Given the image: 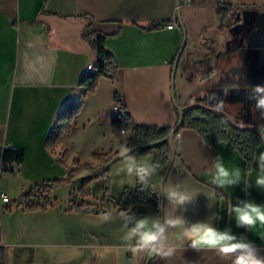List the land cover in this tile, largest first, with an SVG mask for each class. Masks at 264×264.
<instances>
[{
  "label": "crops",
  "instance_id": "obj_1",
  "mask_svg": "<svg viewBox=\"0 0 264 264\" xmlns=\"http://www.w3.org/2000/svg\"><path fill=\"white\" fill-rule=\"evenodd\" d=\"M177 1L0 0V149L15 146L25 150L23 162L11 164L20 170L23 188L31 181L37 184L50 178V174L63 175L70 169L77 177L84 176L85 162L99 164L94 152L114 149L121 154V146L126 145L130 133L121 131L125 138L120 139L112 124L115 90L138 124H176L179 114L171 95V78L173 61L184 36L179 10L188 42L177 70L178 102L185 106L206 94L216 95L219 101L220 85L221 97L230 93L232 98L222 100L232 119L264 130V116L251 98V89L264 85V0H222L241 11L237 22L223 29H219L218 0H189L186 4L180 0V7ZM201 18L216 20V29H204L206 40L198 28ZM167 20H175L176 25L168 28L167 23L163 24ZM159 23L160 27L151 28ZM95 32L109 35L106 44L117 58L118 80L102 76L96 91L83 96L80 81L87 64L96 63L87 35ZM77 103L82 108L72 130L64 133L51 149L47 138L58 117L69 105ZM80 123L81 133L76 128ZM90 127L98 133L91 132ZM262 152L264 141L256 147L255 157ZM217 156L230 169L241 170L242 178L251 182L247 191L243 179L238 185L223 188L211 183L210 170ZM76 159L80 162L76 163ZM149 164L155 167L149 179L153 192L162 199V209L157 212L151 204L141 205L143 212L135 214L137 217L163 218L168 209L189 222L209 220L217 228L231 229L239 238L253 242L264 255V227H239L227 211L241 200L264 205V189L255 185V159L247 171L241 153L226 141L213 147L197 130L183 128L167 173L153 156L149 157ZM175 183L193 196L200 194L177 210L163 196V189ZM133 186L127 185L126 201L111 207L107 221L90 211H68L84 221L64 232L49 229L47 215L56 213L54 207L27 211L24 215L33 220L16 224L13 230L9 227L5 231L0 218L5 264H231L214 250H194L177 240H172L177 250L169 258L148 253L134 256L128 244L135 241L122 239L126 230L120 217L122 211L134 214L130 212ZM204 193L214 194V198L209 201ZM104 246L113 250L100 258L97 253Z\"/></svg>",
  "mask_w": 264,
  "mask_h": 264
},
{
  "label": "trees",
  "instance_id": "obj_2",
  "mask_svg": "<svg viewBox=\"0 0 264 264\" xmlns=\"http://www.w3.org/2000/svg\"><path fill=\"white\" fill-rule=\"evenodd\" d=\"M218 1L216 7L217 14L221 17V26L225 27L230 23L231 17L237 14L239 7L230 3H225L222 0ZM169 21L170 20L164 21L163 24L168 23ZM161 25L162 23L154 24L151 28H157ZM87 37L95 51L96 63L94 69L87 71L80 81V85L83 87V96L87 93L96 91L99 80L102 76L110 77L113 81H117L119 74L115 53L106 44L109 35L103 32H95L89 36L87 35ZM117 92L118 91L115 90V93ZM81 108V103L71 104L58 117L54 128L47 138V145L51 149H54L57 141L64 133L72 130L73 121ZM217 109L218 108L216 107L205 104L203 101L197 100L185 105L184 120L182 125L174 133L173 145L169 141H165L152 148H139L136 151L137 155L153 153L155 163L162 168H167L172 152L177 150V138L179 132L183 128H193L201 134L205 142L213 147H217L221 141H226L230 148L237 149L244 158L245 169L247 171L250 170L255 159V149L264 141V137L261 135L262 129L259 126L238 124L227 112ZM118 110H120V112L112 119V124L117 131H127L130 133L125 145L128 149L163 139L174 127V125L161 126L138 124L133 120L131 114L122 102ZM118 155L119 153L114 149L104 153L94 152V158L98 159L100 162L96 166H93L89 162L83 164L85 169L88 170V174L80 179L82 189H88L90 181L94 177L107 174V181H109L110 168L108 167L100 172L99 170ZM24 159L25 150L23 148H4V169L5 165L22 163ZM75 161L76 163L80 162L78 159ZM63 180L64 179H56L53 182H45L43 184L37 183L28 191L21 194L16 201L28 211L47 210L53 204L50 199V186L61 183ZM152 185L153 183L151 179H149V186L145 190H141L142 185L140 182L137 184L133 191L134 201L132 202V208L130 209L131 213L139 214L143 212L140 207L145 204L153 205L157 212L161 211L162 199L159 195L153 192ZM85 193H87V191ZM119 204H122V202ZM81 205L84 209L91 212H100V209H95L88 205L86 206L85 203ZM0 264H5V249L2 245H0Z\"/></svg>",
  "mask_w": 264,
  "mask_h": 264
},
{
  "label": "clouds",
  "instance_id": "obj_3",
  "mask_svg": "<svg viewBox=\"0 0 264 264\" xmlns=\"http://www.w3.org/2000/svg\"><path fill=\"white\" fill-rule=\"evenodd\" d=\"M252 99L256 100V108L264 116V85H255L251 89ZM219 110V108L217 109ZM264 137V130L261 132ZM129 151L126 146H121V153ZM258 164V174L255 185L264 189V152L255 157ZM120 172L128 176L135 175L142 185L141 190L149 186V178L155 172V167L148 163H141L135 157L125 156L123 167ZM211 183L217 187H229L240 184L243 179L245 191L251 187V182L247 178H242L239 168L230 169L226 166L221 156L213 160L212 170H210ZM195 196L179 183L169 184L163 189V196L177 210L185 207L188 203L195 200ZM211 201L214 194L204 193ZM210 207V204H209ZM228 214L234 216L237 226L246 227L249 230L254 229L257 224L264 227V205L251 200H241L238 204L230 205ZM120 217L123 220L122 228L125 233L122 237L124 241H135L128 244V249L133 255L148 253L155 254L161 258H169L177 250V244L172 240L188 243L194 250L207 248L214 250L222 259L231 261V264H264V255L259 253L258 248L253 242L239 238L231 229L221 230L211 221L202 220L189 222L183 215H172L168 209L165 210L163 218L157 216L137 217L135 214L129 215L127 212H121ZM105 221L111 218L110 213H105L102 217ZM173 230L171 233L169 230ZM264 238V236H261ZM113 249L104 246L97 255L100 258Z\"/></svg>",
  "mask_w": 264,
  "mask_h": 264
},
{
  "label": "rangeland",
  "instance_id": "obj_4",
  "mask_svg": "<svg viewBox=\"0 0 264 264\" xmlns=\"http://www.w3.org/2000/svg\"><path fill=\"white\" fill-rule=\"evenodd\" d=\"M215 22L216 20L210 21L209 19H200L198 28L202 31L201 37H205L203 38L204 40H206L208 37V35L205 36L206 32L204 33V29L207 27L209 29H216ZM176 96H178L177 92ZM227 98L232 99L230 97V93L225 95V101H228ZM225 106L226 105L224 101L220 99L219 108L223 111H227L226 108H224ZM119 112L120 110L115 109L112 106V113L115 114L114 117H116ZM76 128L79 133H81V131L83 130L81 123ZM89 129H91V132L93 133H98L95 127H90ZM117 134H119L117 136L120 139L125 138L124 134H120V131ZM128 156L135 157L138 162L149 164V157H154V154L148 153L137 155V153L134 152ZM124 159L125 157L116 160L109 167V181H107V174L94 177L90 181L89 187L86 190L82 189L80 179L88 174L87 169V174L82 177H77L73 169H70L63 175L50 174V176H48L50 178H44V180L37 182L38 184H43L45 182H53L56 179H64L61 183L50 186V199L52 200L53 204L49 208H56V213H50L47 215L49 229L53 231L62 230L64 232L65 229L68 230L73 225L80 224L81 221H84V219H82L80 216L75 215L77 213L72 214L68 212H77L81 210L89 211L87 209H84L81 204L85 203L86 206L88 205L92 208L100 209V212H98L97 214H101L100 216L103 217L105 213L110 212L111 207L113 208L114 206H119L120 202L127 199L129 192L127 185H130V187L134 185L136 188L137 184L135 175L128 176L126 173L119 171V169L123 167ZM21 176L22 174L20 170L13 167L11 164L5 165V169L2 171L1 184L2 187L7 190L11 198V202L8 204V206H3L0 213L1 221L4 225L5 231H8L9 227L11 228V230H13L14 228H16V224H22L25 220H33L32 217H29L30 215H24L27 214L26 212L28 210H25L24 207L22 205H19L16 200L21 196V194L28 191L32 185L34 186L36 182L34 183V181H31V183L25 185V188H23L24 179ZM8 186H10V188H8ZM135 188H133L132 191H134ZM86 191L87 193H85ZM102 217L99 218L103 220Z\"/></svg>",
  "mask_w": 264,
  "mask_h": 264
},
{
  "label": "water",
  "instance_id": "obj_5",
  "mask_svg": "<svg viewBox=\"0 0 264 264\" xmlns=\"http://www.w3.org/2000/svg\"><path fill=\"white\" fill-rule=\"evenodd\" d=\"M177 4L180 7V0L177 1ZM178 21H179V25H180L181 29L183 30L184 36H183L182 44H181V46L179 48V51H178V53H177V55H176V57L174 59V62H173L172 78H171V95H172L173 102H174V104L177 107L178 112H179V119H178L177 123L174 125L172 131L166 137H164L163 139H159V140L150 142V143L145 144V145L136 146L134 148L129 149V151L127 153H125V154H122V153L119 154L113 160H111L108 164H106L105 166H103L99 170V172L102 171V170H104V169H106V168H108V167H110L111 164L114 163L116 160L121 159V158L125 157L126 155L128 156L131 153L136 152L139 148H152V147H155L156 145H159V144H161V143H163L165 141H169L173 145L174 133L176 132V130L183 123V120H184V109H185V106H182L178 102L177 96H176V72H177V68H178V65H179L180 58H181V56H182V54H183V52H184V50H185V48L187 46V42H188L187 29H186V26L184 24L183 17H182V14H181V11L180 10H179V13H178ZM223 98H224V96L223 97H220L221 100H223ZM206 99H207V94L204 95V96H200V97L196 98L197 101H203V100H206ZM224 100H225V98H224ZM227 100H228V98H227ZM209 103H211L213 105H219L220 104V101H218V100L212 101L211 100V101H209ZM174 156H175V150L171 154V158H170L169 164H168V166L166 168V173H167V171L169 170V168L171 166V163L173 161Z\"/></svg>",
  "mask_w": 264,
  "mask_h": 264
},
{
  "label": "built area",
  "instance_id": "obj_6",
  "mask_svg": "<svg viewBox=\"0 0 264 264\" xmlns=\"http://www.w3.org/2000/svg\"><path fill=\"white\" fill-rule=\"evenodd\" d=\"M188 2H189V0H183V3H185V4ZM180 5H181V2H180ZM166 25L168 28H172L176 25V21L173 20L171 22H168ZM94 66H95V64L90 62L87 64L86 68H93L94 69ZM121 102H122L121 94L119 92L115 93L114 97H113V107L115 109L120 108ZM9 147L16 148L15 146H9ZM4 148H5V146L0 149V213H1L2 207L8 206V204L11 202L10 195L1 186V174H2V171L4 170V165H3ZM0 235H1V228H0ZM0 245H2L1 241H0Z\"/></svg>",
  "mask_w": 264,
  "mask_h": 264
},
{
  "label": "flooded vegetation",
  "instance_id": "obj_7",
  "mask_svg": "<svg viewBox=\"0 0 264 264\" xmlns=\"http://www.w3.org/2000/svg\"><path fill=\"white\" fill-rule=\"evenodd\" d=\"M240 15H241V11H240V9H239V11L237 12V14L236 15H234L233 17H231V21H230V23L229 24H227V26H225V27H231V26H233V24H235L236 22H237V20L239 19V17H240ZM219 16V29H223L224 27H222L221 26V17H220V15H218ZM222 89H221V86L219 85V101H220V97H221V95H222ZM210 95V94H209ZM209 95H207V97L209 96ZM212 100H217V97H216V95H211V96H209ZM210 98L208 99H206V100H203V102L205 103V104H207V105H210V106H212V107H216V108H219L218 106H215V105H213V104H211V103H209V101H210ZM220 109V108H219Z\"/></svg>",
  "mask_w": 264,
  "mask_h": 264
},
{
  "label": "bare ground",
  "instance_id": "obj_8",
  "mask_svg": "<svg viewBox=\"0 0 264 264\" xmlns=\"http://www.w3.org/2000/svg\"><path fill=\"white\" fill-rule=\"evenodd\" d=\"M89 70H93V68H87V71H89ZM119 109V108H118Z\"/></svg>",
  "mask_w": 264,
  "mask_h": 264
}]
</instances>
